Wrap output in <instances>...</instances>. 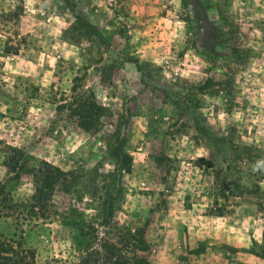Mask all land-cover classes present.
Instances as JSON below:
<instances>
[{"label": "rangeland", "instance_id": "374dc122", "mask_svg": "<svg viewBox=\"0 0 264 264\" xmlns=\"http://www.w3.org/2000/svg\"><path fill=\"white\" fill-rule=\"evenodd\" d=\"M261 161L264 0H0V236L36 264H264Z\"/></svg>", "mask_w": 264, "mask_h": 264}, {"label": "trees", "instance_id": "16d2710c", "mask_svg": "<svg viewBox=\"0 0 264 264\" xmlns=\"http://www.w3.org/2000/svg\"><path fill=\"white\" fill-rule=\"evenodd\" d=\"M8 49H10V46H8ZM12 49L18 51L16 47ZM45 165L34 168L31 174L35 184L33 208L36 214L41 217H46L54 186L63 174L59 167L50 164ZM14 208L15 203L11 193L0 182V218L7 216L6 213L14 210ZM35 259L36 252L33 249L26 248L22 242L3 235L0 236V264H36ZM111 264L129 263L113 262Z\"/></svg>", "mask_w": 264, "mask_h": 264}, {"label": "clouds", "instance_id": "9594fccd", "mask_svg": "<svg viewBox=\"0 0 264 264\" xmlns=\"http://www.w3.org/2000/svg\"><path fill=\"white\" fill-rule=\"evenodd\" d=\"M260 165H264V161L258 162L257 166L259 167Z\"/></svg>", "mask_w": 264, "mask_h": 264}]
</instances>
